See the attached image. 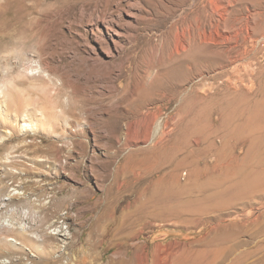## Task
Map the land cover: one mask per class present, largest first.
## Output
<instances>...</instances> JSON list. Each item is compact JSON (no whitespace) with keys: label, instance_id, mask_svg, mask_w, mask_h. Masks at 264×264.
Masks as SVG:
<instances>
[{"label":"rangeland","instance_id":"1","mask_svg":"<svg viewBox=\"0 0 264 264\" xmlns=\"http://www.w3.org/2000/svg\"><path fill=\"white\" fill-rule=\"evenodd\" d=\"M0 101V264H196L214 230L264 240L263 193L139 209L198 109L264 103V0H0Z\"/></svg>","mask_w":264,"mask_h":264},{"label":"bare ground","instance_id":"2","mask_svg":"<svg viewBox=\"0 0 264 264\" xmlns=\"http://www.w3.org/2000/svg\"><path fill=\"white\" fill-rule=\"evenodd\" d=\"M221 104L223 114L218 123L212 118L210 106H204L197 110L198 115L194 114L183 124L174 146L165 156L172 169L161 177L146 179L141 185L139 195L146 197L139 205L141 213L183 221L182 214L202 218L264 194V103L255 109L229 101ZM243 146L247 147L244 153L239 151ZM182 165L193 167V184L180 185L178 171ZM150 187L153 189L147 192ZM189 220L193 221L186 222ZM255 225L258 233L264 232L263 220H257ZM240 231L227 227L214 230V235L197 251L198 260L193 262L264 264L263 238L253 248L243 249L248 241L240 240Z\"/></svg>","mask_w":264,"mask_h":264}]
</instances>
